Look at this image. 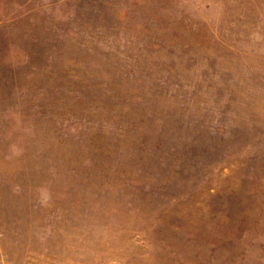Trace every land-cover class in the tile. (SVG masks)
Instances as JSON below:
<instances>
[{"label": "rangeland", "instance_id": "rangeland-1", "mask_svg": "<svg viewBox=\"0 0 264 264\" xmlns=\"http://www.w3.org/2000/svg\"><path fill=\"white\" fill-rule=\"evenodd\" d=\"M0 264H264V0H0Z\"/></svg>", "mask_w": 264, "mask_h": 264}]
</instances>
